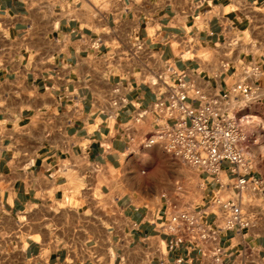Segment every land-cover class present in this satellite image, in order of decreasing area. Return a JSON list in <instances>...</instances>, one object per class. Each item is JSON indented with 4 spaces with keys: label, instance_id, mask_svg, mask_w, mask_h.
<instances>
[{
    "label": "crops",
    "instance_id": "0c3cea01",
    "mask_svg": "<svg viewBox=\"0 0 264 264\" xmlns=\"http://www.w3.org/2000/svg\"><path fill=\"white\" fill-rule=\"evenodd\" d=\"M168 66L208 94L244 81L264 104V0H0V264H215L168 248L173 184L141 165L160 148L127 150ZM192 171L212 226L217 184ZM241 202L251 223L219 230L221 264H264V192Z\"/></svg>",
    "mask_w": 264,
    "mask_h": 264
},
{
    "label": "built area",
    "instance_id": "2783aa9c",
    "mask_svg": "<svg viewBox=\"0 0 264 264\" xmlns=\"http://www.w3.org/2000/svg\"><path fill=\"white\" fill-rule=\"evenodd\" d=\"M99 43L98 39L96 45ZM137 47H140L139 43ZM189 53L193 51L188 46L180 51L181 56ZM167 68L171 84L162 75H155L153 80L155 84L160 80L167 86V95L136 112V121L149 113L152 123L138 140L129 137L127 150L138 152L157 146L192 169L205 173L217 184L212 201L216 209L212 226L204 222L205 211L202 209L179 204L166 192H162L161 196L169 209L163 225L168 234V248L182 243L199 246L202 254L210 253L213 262L221 264L219 230L248 227L251 219L243 209L242 194L247 189L264 192L262 177L251 174V159L243 144L245 133L242 121L247 115L238 116L258 99L257 91L253 85L238 81L228 90L208 94L183 79V75L173 67ZM124 100L115 90L113 105H120ZM224 163L229 165L231 173L228 180L221 174ZM230 187L235 190V197L224 196Z\"/></svg>",
    "mask_w": 264,
    "mask_h": 264
},
{
    "label": "rangeland",
    "instance_id": "374dc122",
    "mask_svg": "<svg viewBox=\"0 0 264 264\" xmlns=\"http://www.w3.org/2000/svg\"><path fill=\"white\" fill-rule=\"evenodd\" d=\"M243 114L247 115L242 121L245 133L243 141L245 151L251 158L254 168L264 178V104L246 107L238 113V116ZM145 150L147 149L140 151ZM144 157L146 159L141 163L143 169L146 171L157 170L160 181H172V187L164 189L162 192L168 193L179 204L188 206H193L201 198L202 189L200 183L197 182V174L193 173V169L189 165L160 149L153 151L150 155L145 154ZM161 170L165 171V176L162 178L160 177Z\"/></svg>",
    "mask_w": 264,
    "mask_h": 264
}]
</instances>
